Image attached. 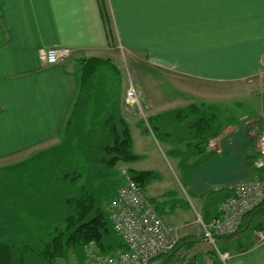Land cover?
<instances>
[{"label":"crops","instance_id":"obj_1","mask_svg":"<svg viewBox=\"0 0 264 264\" xmlns=\"http://www.w3.org/2000/svg\"><path fill=\"white\" fill-rule=\"evenodd\" d=\"M48 48H68L71 55L48 64L43 58ZM120 50L130 63H140L179 90L189 92L186 84H191L204 89L189 93L211 98L200 105L181 101L184 107L178 108L196 104L201 111L224 115L231 110L225 106V97L211 96L222 95V89L227 88L224 95L230 99L236 96L237 103H244L250 93L262 105L258 116L230 118L198 156L190 155L192 162L187 159V190L198 220L211 209L212 201L218 204L215 208L219 207L222 197L216 192L221 191L223 197L230 194L217 190L218 186L264 176V168L256 166L257 142L264 127V0H0V158L19 156L58 140L67 111L80 91L81 60L107 59L117 68L115 64L123 62ZM78 71L80 80L76 83ZM175 80L180 81L178 85ZM157 85L149 93L150 99L144 96L149 117L171 110L167 109L170 99ZM210 86L214 88L206 90ZM123 94L126 98V91ZM120 100L119 96L120 111L129 123L135 145L132 126L138 128L142 120L124 98L121 104ZM213 105L224 107L213 109ZM142 135L150 137L147 129L139 133V139H144ZM246 139L251 141L256 158L246 149ZM169 146L174 148L175 144L169 142ZM137 155V161L143 158ZM126 166L120 169H128ZM157 178L158 174L153 181ZM148 198L154 202L155 197ZM257 212L255 223H262L259 216L264 203ZM167 225L179 239L184 237L169 257L178 256L181 264H214L219 258L211 241L204 238L203 226L191 232L182 229L187 223ZM241 233L216 237L228 238L235 246V238ZM251 235L248 249L243 251L240 243L223 251L233 256L231 264H264V242H258L255 231L245 236ZM166 254L152 264H163ZM97 261L103 264L100 258Z\"/></svg>","mask_w":264,"mask_h":264},{"label":"rangeland","instance_id":"obj_2","mask_svg":"<svg viewBox=\"0 0 264 264\" xmlns=\"http://www.w3.org/2000/svg\"><path fill=\"white\" fill-rule=\"evenodd\" d=\"M120 51L123 54L120 58L123 62L119 65L115 64L118 71H111L108 65L102 67L104 72L96 79L95 88L88 92L89 94H87V98L85 99L86 107L83 109V114L80 115V119L77 120L73 129H70L68 133H63L64 130L61 129V136L58 140L43 144L25 154L11 158H0V208H4V218H1L2 223H0L1 241L7 242L16 237L27 238L22 239L24 241L28 239L46 240L47 237L49 238L52 228L56 224H60L64 219L55 218L56 213L64 215L66 211L64 207L58 206L61 203L60 197L64 194L63 197L67 194L76 193L80 184L89 185L87 173L91 162L89 163L88 159L92 156L99 158L102 154V152L98 153L97 147L101 146L105 139L104 135L107 131L106 122L110 111H112L110 89L112 83L115 81L122 85V88L120 86L122 91V93L120 92L121 100L123 98L124 101L126 100L123 93L131 84L136 89L140 105L132 104L131 107L134 109L133 112H137L138 115H140L142 123L138 128L134 125L132 126L135 140L133 150L137 154H142L143 158L128 164V166H126V164H119L116 168L115 178L120 182L118 183L116 180L113 181L111 179L108 180L107 184L111 186L108 189L103 187L98 190L99 196L107 193L108 197H110V194L118 190L117 188H119L122 183L119 173L120 166H126L128 171L130 170L129 167L132 171L151 170L158 174V178L152 182L153 185L150 184V187L145 188V193L148 197H155V199H153L154 203L165 221L168 224L177 225H184L187 223L189 225L182 229L188 228L191 232H196L202 227L195 213L192 197L187 190L188 183L186 181L185 171L186 169H190V163L186 166L189 160L188 162L184 160V166L180 164L181 157L190 159L191 151L192 149L196 150L197 142L194 140L187 148L182 147L184 150L182 154L177 148L173 149L169 146V141L160 135L159 132L155 131L154 133V131L149 128V110L145 105L144 96L147 95L148 99H150L149 93H152L156 84H158L157 86L165 93L166 99H170V105L167 108L171 109L170 111H173L174 108L176 111L177 109H183L178 108L184 107L181 101L192 100V103H199L200 105L202 101H208L209 99L211 101V98L207 97L204 99V95L202 99V97L198 95L189 93L190 91L196 93V91L204 89L203 87L186 84V86L190 87L189 92L186 90H179L180 88L174 86L173 82L158 74L150 73V71H148L145 66L140 65V63H130L131 61L128 56H124V52L122 50ZM145 68L150 74L145 72ZM74 77L76 78V83H78L80 80V71H78ZM175 81L177 82L176 85L180 82L179 80ZM124 84H126V88ZM123 87L125 90H122ZM213 88L214 86H210V88L206 90H211ZM227 89H222V95L211 96L219 97V99L225 97L223 100L228 103V105L225 104V106H228V108L232 110L224 115H217V120L221 124L226 123V121L232 117L238 119L243 115H259L262 105L259 104L256 95H250L249 93V95L243 99L244 103L242 101L237 103L238 100L236 96L230 99L231 96L228 97L224 95ZM75 101L76 97L73 102ZM146 103L149 104V102ZM113 104L117 107L118 101L116 104L115 100ZM212 107L213 109H219L224 107V105H213ZM183 110L184 112L186 111L185 108ZM181 126V119L173 120L171 125V140L173 135L175 138L190 135L189 132L183 133ZM144 129L148 130L150 137L142 135L144 139H139V133ZM263 129L264 127L260 130V133L261 131L264 132ZM188 142H190V140H188ZM245 142V147L249 151V154L251 156L255 155L256 153L251 141L246 139ZM39 150L45 152L38 155L35 152ZM192 156L196 157L198 155L195 153L192 154ZM256 156L257 155H255V158ZM193 160L194 159L191 158L190 162ZM67 167L73 170L76 169L78 172H83L82 179H77L73 186H69L68 182L58 179L62 176V172L63 174L64 172H69L65 171ZM101 184H105V182L103 181ZM106 201L105 205L107 206L111 200ZM259 220L264 223V212L259 216ZM241 234L243 235L235 238V246L240 245V243H242L241 245L243 246L245 242L253 241L252 235L245 236L244 232ZM194 237L195 236L192 238ZM177 239L179 242V240L181 241L184 237L180 239L177 237ZM227 239L228 238L224 237H216L215 242H211L212 244L210 243V246L220 251L232 250L233 247H235L233 241ZM169 256L164 259L163 264H181L182 260H180L178 256ZM99 258L101 260L100 263H107L108 257H101V255L97 253L94 244H92L87 247L85 256L83 251L79 250L76 252L71 250L65 256L58 258L55 264H88L90 263L89 260L97 264V259ZM228 264H231L230 260Z\"/></svg>","mask_w":264,"mask_h":264},{"label":"trees","instance_id":"obj_3","mask_svg":"<svg viewBox=\"0 0 264 264\" xmlns=\"http://www.w3.org/2000/svg\"><path fill=\"white\" fill-rule=\"evenodd\" d=\"M81 65L80 91L76 97V101L71 104L64 118L62 123L63 133H68L70 129H73L77 120L80 119V115L83 114V109L86 107L85 99L87 98V94H89L88 92L91 89L95 88L96 79L104 72L102 67L108 65L111 71H118L109 60L101 58L82 59ZM120 86L115 81L112 83L110 89L112 111H110L107 118L105 139L101 146L97 147L98 153L102 152V154L99 158L92 156L93 158L90 157L88 159V162L92 164H90L87 173L89 185L80 184L76 193L67 194L63 197L64 194L60 197L61 203L58 206L64 207L66 211L64 215L56 213L55 218L64 219L60 224H56L52 228L50 236L46 240L28 239L24 241L22 239L27 238L21 237L13 238V240L11 239L7 242L0 240V264H55L58 258L65 256L71 250L76 252L79 250L83 251L85 256L87 247L92 244H94L97 253L101 256H111L118 251H125L127 249L122 237L114 231L105 205L106 200H111L117 190L112 194L108 191L111 195L110 197H108L107 193L102 196H99L98 193V190L101 188L105 187L108 189L111 186L107 184L108 180L120 182L115 178L116 168L120 163H132L139 159V155L133 150V138L129 123L120 111ZM115 100L116 104L118 101L117 107L113 104ZM174 119H181L183 133L189 132L190 135L179 138H175L173 135L171 140V125ZM148 123L149 128L154 133L157 131L167 141L174 143L173 149L177 148L182 154L184 152L182 147L187 148L194 140L197 142L196 150L192 149L191 154H199L200 149H205L210 139L217 137L223 128V124L217 120V115L214 112L201 111V106L196 104L190 105L185 112L183 109H178L177 111L173 110L154 115L149 118ZM184 160L187 159L183 158L182 162ZM65 171L69 172H64V174L62 172V176L58 179L68 182L69 186H73L77 179L81 180L83 177V172H78L76 169L73 170L67 167ZM129 172L142 188L146 187L157 177V174L151 170H129ZM103 181L105 184H101ZM216 193L217 197H222L220 205L215 208L218 205L217 202H211V209L205 212V216L202 215L204 223H209L212 219L219 216L221 203L230 195L226 194L223 197L221 191ZM3 209L0 208V223H2L1 218H4ZM259 209L260 207L245 217L241 228L236 233L244 232L247 235L253 233L256 229L264 230L263 222L255 223L254 216L258 213ZM213 211H215L214 214ZM246 227L248 228L245 229ZM232 235L234 234L225 237H231ZM181 242L177 244L173 251L167 253L163 257V260L172 252H175ZM248 248V242H245L241 249L244 251ZM214 264H221L220 259H216Z\"/></svg>","mask_w":264,"mask_h":264},{"label":"built area","instance_id":"obj_4","mask_svg":"<svg viewBox=\"0 0 264 264\" xmlns=\"http://www.w3.org/2000/svg\"><path fill=\"white\" fill-rule=\"evenodd\" d=\"M71 55L68 48H48L43 58L48 64H57ZM264 74V58H263ZM264 96V94H263ZM140 105L135 87L131 84L126 90V105ZM258 168H264V132L257 142ZM122 180L116 195L107 204L111 224L127 249L108 256L106 264H152L156 258L170 252L178 243L177 236L158 213L155 204L145 195L142 187L127 169H120ZM230 195L220 206V214L209 223L199 221L203 226L204 238L214 243L216 236L236 233L245 217L264 203V176L237 180L218 186ZM259 243L264 242V230H255ZM221 264H228L229 252L217 250ZM185 264H200L189 261Z\"/></svg>","mask_w":264,"mask_h":264},{"label":"bare ground","instance_id":"obj_5","mask_svg":"<svg viewBox=\"0 0 264 264\" xmlns=\"http://www.w3.org/2000/svg\"><path fill=\"white\" fill-rule=\"evenodd\" d=\"M256 218V217H255ZM254 220V219H253ZM250 222V221H249ZM228 240V239H227Z\"/></svg>","mask_w":264,"mask_h":264},{"label":"water","instance_id":"obj_6","mask_svg":"<svg viewBox=\"0 0 264 264\" xmlns=\"http://www.w3.org/2000/svg\"><path fill=\"white\" fill-rule=\"evenodd\" d=\"M248 227H246L245 229H247Z\"/></svg>","mask_w":264,"mask_h":264}]
</instances>
